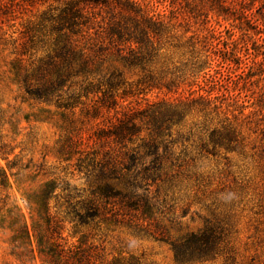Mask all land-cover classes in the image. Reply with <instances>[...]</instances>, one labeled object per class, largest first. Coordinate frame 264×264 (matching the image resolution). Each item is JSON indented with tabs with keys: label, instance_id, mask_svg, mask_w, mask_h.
<instances>
[{
	"label": "rangeland",
	"instance_id": "obj_1",
	"mask_svg": "<svg viewBox=\"0 0 264 264\" xmlns=\"http://www.w3.org/2000/svg\"><path fill=\"white\" fill-rule=\"evenodd\" d=\"M135 1L171 27L155 41L159 49L149 59L128 63L111 55L97 72L120 74L122 83L115 89L120 108L132 106L144 114L137 117L141 132L129 147L154 133L165 118L164 104L179 103L182 109L181 118L164 124L155 136L171 150L164 180L151 187L158 194L149 220L165 238L119 217L78 230L99 252L98 264L130 256L141 264H264V0ZM59 5L47 0L16 6L17 17L0 24V173L4 170L9 179L8 186L0 185V264H41L28 245L12 240L20 214L31 225L34 212L26 193L48 180L57 182L50 212L61 220L62 235L71 244L80 236L74 235L71 204L86 199L93 188V177L75 166L78 155L67 161L58 153V141L68 135L60 126L61 113L82 120V104L69 110L30 98L9 67L20 48L11 39L20 31L27 30L32 39L24 58L51 50L50 16ZM79 120L76 125L87 138L89 125ZM205 226L221 234L217 254L176 260L170 240Z\"/></svg>",
	"mask_w": 264,
	"mask_h": 264
},
{
	"label": "trees",
	"instance_id": "obj_2",
	"mask_svg": "<svg viewBox=\"0 0 264 264\" xmlns=\"http://www.w3.org/2000/svg\"><path fill=\"white\" fill-rule=\"evenodd\" d=\"M46 1L0 0V24L4 18L17 17L16 6L23 9ZM56 1L60 5L55 8L56 14L50 16L55 32L51 50L43 57L24 58L32 47V39L27 30L20 31L11 39L14 47L20 48L16 49L18 55L10 61L9 67L15 82L24 87L30 98L69 110L82 104V120L79 117L68 119V115L61 113L63 124L60 126L68 135L58 141V153L67 161L77 154L75 166L93 177V188L86 199L71 204L74 235L80 232L75 243L68 244L62 235L61 220L50 212L49 201L58 187L54 180L26 193V200L34 212L31 225L20 214L21 218H17L12 228V240L28 245L41 264H98L99 252L88 243L87 235L78 230L79 226L119 217L121 223L134 224L156 238H165L164 232L149 220L158 194L151 187L159 186L158 182L164 180L165 163L171 161L169 143L156 140V137L164 124L181 118L182 109L179 103L164 104L162 114L165 118L154 128V133L150 132L146 138L139 137L140 143L129 147L141 132L137 117L144 114L132 106L127 110L120 108L115 91L122 83L117 80L120 74L111 73L105 77L98 76L97 71L111 55H118L128 63L139 64L149 59L159 49L153 46L155 41L171 25L159 14H150L135 0ZM169 84L166 82L163 86L171 91ZM74 86H78V90H71ZM63 92L68 94L66 98ZM82 96L86 101H79ZM71 116H75L73 110ZM78 120L82 125L88 123L87 138L82 136V127L76 125ZM0 185H9L2 169ZM12 219L16 218L12 216ZM220 240L221 234L216 227L205 226L197 232L171 239L170 244L176 260L190 262L213 257L218 252ZM34 242L36 249L32 247ZM111 264L141 263L130 256L116 258Z\"/></svg>",
	"mask_w": 264,
	"mask_h": 264
}]
</instances>
